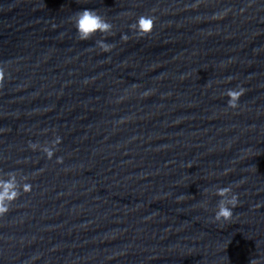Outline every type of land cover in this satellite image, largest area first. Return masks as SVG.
<instances>
[{"label": "water", "instance_id": "95a60500", "mask_svg": "<svg viewBox=\"0 0 264 264\" xmlns=\"http://www.w3.org/2000/svg\"><path fill=\"white\" fill-rule=\"evenodd\" d=\"M0 210V264H264V0H0Z\"/></svg>", "mask_w": 264, "mask_h": 264}, {"label": "clouds", "instance_id": "9594fccd", "mask_svg": "<svg viewBox=\"0 0 264 264\" xmlns=\"http://www.w3.org/2000/svg\"><path fill=\"white\" fill-rule=\"evenodd\" d=\"M74 26L76 28L77 35L81 40H88L97 33H110L112 25L107 22L102 16L97 14L94 10L83 9L75 14ZM97 44L104 50H107L108 45L104 41H97ZM243 94V89L229 90L227 95L230 97L228 103L232 107L237 106L239 96ZM221 193H227L229 189L220 190ZM238 203L237 196L235 194L230 197L222 196V199L218 201L216 219H223L228 221L233 215V209ZM2 211V210H0Z\"/></svg>", "mask_w": 264, "mask_h": 264}]
</instances>
